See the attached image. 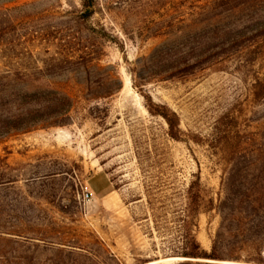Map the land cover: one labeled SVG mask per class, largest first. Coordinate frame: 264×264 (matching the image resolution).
Segmentation results:
<instances>
[{"label": "rangeland", "instance_id": "1", "mask_svg": "<svg viewBox=\"0 0 264 264\" xmlns=\"http://www.w3.org/2000/svg\"><path fill=\"white\" fill-rule=\"evenodd\" d=\"M82 9L0 0V264H177L196 175L213 203L195 216L202 247L222 232L218 263L264 264L247 197L264 211V0ZM61 94L73 105L50 113ZM150 100L179 115V139Z\"/></svg>", "mask_w": 264, "mask_h": 264}, {"label": "trees", "instance_id": "2", "mask_svg": "<svg viewBox=\"0 0 264 264\" xmlns=\"http://www.w3.org/2000/svg\"><path fill=\"white\" fill-rule=\"evenodd\" d=\"M82 3V11L80 16L82 18L88 19L94 15L96 12L97 0H81ZM180 66L182 63L176 62L173 64ZM36 93L32 94V97L35 96ZM49 105V112L52 114H59L67 112L71 106L73 105V99L69 94H61L60 97L52 99ZM149 111L154 115L161 116L165 122L167 123L168 135L173 139H179L180 134V117L179 115L172 110L166 104L154 103L150 100L148 103ZM31 117L37 118L41 116L40 109L36 111H32ZM15 125H9L5 128H12ZM254 196H257L255 193L248 194L247 197L251 199L253 209L256 211L257 215H260L262 212V207H260L257 202L258 197L253 199ZM186 202L184 208V215L181 219L180 228L183 231L182 234V247L180 251H174L171 256L182 257L181 260L178 261L177 264H220L218 261L223 260L222 255L219 253V247L222 241V232H218L216 237L213 239L212 246L210 251L204 249L201 243L198 241L196 234L194 232L193 227L195 224V216L203 209L210 208L213 203L211 200L205 199L204 189L200 182V176L196 175V180L190 182L188 188L186 189ZM226 199L221 201L220 206L218 208L219 212L222 216L221 228H224V222L233 221L235 217L233 215H226L224 213V203H226ZM223 203V205H222ZM228 217V218H227ZM63 243V242H61ZM256 260L257 263L264 262V259H253Z\"/></svg>", "mask_w": 264, "mask_h": 264}, {"label": "bare ground", "instance_id": "3", "mask_svg": "<svg viewBox=\"0 0 264 264\" xmlns=\"http://www.w3.org/2000/svg\"><path fill=\"white\" fill-rule=\"evenodd\" d=\"M173 258L177 259V258H182V257H172L170 259H173ZM161 260H163V259H161ZM161 260H155V261L147 262V263H144V264H154V263H156L158 261H161Z\"/></svg>", "mask_w": 264, "mask_h": 264}]
</instances>
